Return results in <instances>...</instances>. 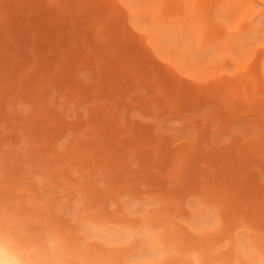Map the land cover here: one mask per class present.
<instances>
[{
    "label": "rangeland",
    "instance_id": "obj_1",
    "mask_svg": "<svg viewBox=\"0 0 264 264\" xmlns=\"http://www.w3.org/2000/svg\"><path fill=\"white\" fill-rule=\"evenodd\" d=\"M0 242L264 264V0H0Z\"/></svg>",
    "mask_w": 264,
    "mask_h": 264
},
{
    "label": "clouds",
    "instance_id": "obj_2",
    "mask_svg": "<svg viewBox=\"0 0 264 264\" xmlns=\"http://www.w3.org/2000/svg\"><path fill=\"white\" fill-rule=\"evenodd\" d=\"M0 264H27L20 255L15 254L7 245H0Z\"/></svg>",
    "mask_w": 264,
    "mask_h": 264
},
{
    "label": "bare ground",
    "instance_id": "obj_3",
    "mask_svg": "<svg viewBox=\"0 0 264 264\" xmlns=\"http://www.w3.org/2000/svg\"><path fill=\"white\" fill-rule=\"evenodd\" d=\"M0 245H4L2 242H0ZM12 252H14L15 254H17L14 250L10 249ZM22 258V257H21ZM23 259V258H22ZM28 264V263H27Z\"/></svg>",
    "mask_w": 264,
    "mask_h": 264
}]
</instances>
